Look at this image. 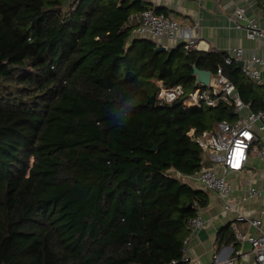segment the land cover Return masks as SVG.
<instances>
[{"label": "trees", "instance_id": "1", "mask_svg": "<svg viewBox=\"0 0 264 264\" xmlns=\"http://www.w3.org/2000/svg\"><path fill=\"white\" fill-rule=\"evenodd\" d=\"M146 8L141 0H0V264L181 257L194 203L209 202L177 175L210 166L187 132L236 114L224 103H161L157 81L189 91L194 63L212 73L222 65L253 110L264 109V85L227 64L226 52L183 43L157 51L154 39L132 37L130 15ZM233 239L228 224L218 243Z\"/></svg>", "mask_w": 264, "mask_h": 264}, {"label": "built area", "instance_id": "2", "mask_svg": "<svg viewBox=\"0 0 264 264\" xmlns=\"http://www.w3.org/2000/svg\"><path fill=\"white\" fill-rule=\"evenodd\" d=\"M234 26L244 28L250 39L264 41V27L259 24L256 16L248 13L245 6H237L233 13ZM135 22L132 29V37H150L156 39L161 36L169 38L180 37L183 39L184 48L187 51L199 48L198 41L200 33L197 31L198 22L193 25L182 23L177 18L158 12L156 7H149L140 12L130 15V22ZM264 51V45H263ZM225 57L227 64L243 62L242 72L251 80L261 81V66L264 65V56L252 54L244 57V49L237 47L230 49ZM157 98L161 103H170L176 99L182 100L185 109L193 107H218L221 103L233 108L236 118L233 121H217L210 129L197 132L195 128L190 129L187 135L195 141L205 152V160L211 161L212 165L204 164L199 170L191 175H181L184 182L194 188L203 189L217 193L222 202L223 213H228L235 207L232 198L233 185L228 178L231 171H242L247 167L251 157L254 155L264 163V109L253 110L250 103L245 102L235 83L224 73L222 65L216 72L212 73L208 85L195 83L193 89L187 91L182 84L167 86L162 81H157ZM217 165L222 170L217 169ZM264 187L250 186L240 198L245 203L251 198H262ZM197 213L188 221L191 232L203 227L205 218L202 207L198 202L194 203ZM264 214V208L262 209ZM250 220L242 212H238L235 219L231 221L237 240L250 242L256 260L264 264V232L244 233L237 228V221ZM251 222L258 226L261 219H252ZM190 236L184 240L182 255L171 261L172 264L189 263L191 256L188 252ZM235 256H221L215 253L213 259L202 264H235Z\"/></svg>", "mask_w": 264, "mask_h": 264}, {"label": "crops", "instance_id": "3", "mask_svg": "<svg viewBox=\"0 0 264 264\" xmlns=\"http://www.w3.org/2000/svg\"><path fill=\"white\" fill-rule=\"evenodd\" d=\"M149 7H156L162 12L173 16L187 25L198 22L197 31L200 33L198 50L227 52L230 49L242 47L244 57L252 54L264 56L263 40L248 38L244 28L234 26L233 13L237 6H245L249 14L256 16L259 24L264 27V0H141ZM158 45H164L171 50L183 43L180 37L169 38L161 36L154 39ZM264 85V65L261 66V81ZM209 164L212 165L211 161ZM217 169L222 170L217 165ZM228 178L232 183V198L235 207L228 213H223L222 202L217 193L206 191L209 202L202 206L205 218L203 227L190 233L188 252L191 256L189 264H202L210 262L215 253L221 256H235V264H259L256 260L250 242L237 240L231 221L238 212L248 216L250 220L237 221L238 230L244 233L264 232V195L262 198H251L245 203L240 202L241 196L250 186L264 187V163L252 156L249 164L242 171H230ZM261 219L262 223L254 225L252 219ZM230 224L234 239L222 244L218 243L221 229Z\"/></svg>", "mask_w": 264, "mask_h": 264}, {"label": "water", "instance_id": "4", "mask_svg": "<svg viewBox=\"0 0 264 264\" xmlns=\"http://www.w3.org/2000/svg\"><path fill=\"white\" fill-rule=\"evenodd\" d=\"M157 51H165L167 50V47L164 45H158L156 47ZM238 65L242 67L243 62H239ZM193 75L195 76L196 83H203L205 85H208L211 80L212 71L207 69L199 68L197 63L193 64ZM149 102L152 105L156 104V96L152 95L149 99ZM135 159H138V157H135Z\"/></svg>", "mask_w": 264, "mask_h": 264}]
</instances>
